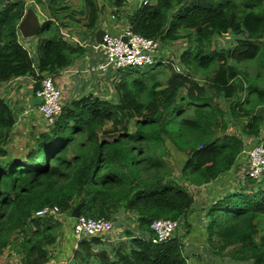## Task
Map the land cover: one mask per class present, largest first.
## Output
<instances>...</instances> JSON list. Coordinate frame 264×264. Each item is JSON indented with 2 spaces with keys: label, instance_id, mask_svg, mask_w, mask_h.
Masks as SVG:
<instances>
[{
  "label": "trees",
  "instance_id": "obj_1",
  "mask_svg": "<svg viewBox=\"0 0 264 264\" xmlns=\"http://www.w3.org/2000/svg\"><path fill=\"white\" fill-rule=\"evenodd\" d=\"M34 1L51 17L39 18L43 22L37 33L42 37L33 52L19 40L18 23L35 5L0 0V85L30 75L34 90L43 73L58 74L82 52L63 39L55 18L59 9L69 8L68 0ZM107 1L119 10L127 0ZM81 3L78 13L95 32L102 6L97 0ZM69 12L71 18L77 13ZM123 17L135 32L158 38L160 44L186 39L177 59L180 65L156 57L145 67L163 65L162 70H118L116 100L88 93L65 101L54 123L31 131L25 151L19 153L7 147L16 114L0 98L4 264L13 256L20 264H189L184 240L189 216L199 206L179 181L195 187L220 181L232 173L243 151L260 140L247 146L241 134L228 131L219 103L220 98L229 100L227 112L243 136L259 135L264 122V0H147ZM229 34L233 44L224 50L215 44V38ZM227 57L245 65L255 60L258 69L253 74L245 67L241 71ZM197 72L204 73L202 79L194 76ZM166 141L185 154L177 178L163 158ZM238 171L234 181L241 175ZM81 201L80 214L109 219L112 229L102 237L78 240L55 262L53 244L60 228L66 227L64 235L70 237L75 221L71 212ZM53 206L56 212L35 215ZM203 209L197 215L217 254L228 249L234 261L264 264V175L252 179L244 174L237 187L222 190ZM122 213H131L137 222L133 230H125L126 241L112 244L107 239ZM61 214L69 219L63 228L57 221ZM158 218L177 220V234L153 240L150 225Z\"/></svg>",
  "mask_w": 264,
  "mask_h": 264
},
{
  "label": "crops",
  "instance_id": "obj_2",
  "mask_svg": "<svg viewBox=\"0 0 264 264\" xmlns=\"http://www.w3.org/2000/svg\"><path fill=\"white\" fill-rule=\"evenodd\" d=\"M101 1L103 5L97 22V29L95 32L88 30L85 25L81 29L77 28V26L73 22L69 23V25L67 26L60 27L61 33L66 32L68 34V37H65L64 39L66 40L71 38L75 41L78 40L79 43H74L73 41L67 42L71 45H79L82 49V52L74 58L70 65L61 69L58 74L53 76L55 84L61 90V98L63 103L71 98H77L88 93H93L101 96V94H103L104 91L106 92L107 90L106 80L115 77V74L112 72H108L107 74H101L98 72L96 66L102 56V52L96 49L93 44L97 42L96 35L99 30L110 29L116 33H120V20L124 19L123 13L131 11L134 7H136L137 0H127L124 6L119 10L114 8L107 0ZM98 4L100 5V2H98ZM36 11L37 9L34 10V13L38 16ZM112 16H114V18H112ZM22 40L25 44L28 45L27 48H33L34 45H32V43L37 42V39L31 38H23ZM102 81H104V84H101ZM32 84L33 83L31 76L23 75L12 78L0 85V98L4 99L11 106L17 118L13 126L11 142L7 145L9 152H24V145L26 142L29 141L30 137V135L29 137H26L25 134L28 131L30 134L31 131L37 132L45 128V126L40 127L38 130H32V128H29L28 130L25 128V125L28 123L26 120L32 116L36 117L38 116V114L40 115L41 119L45 122L44 118L38 111V104H31L33 98H37L34 95ZM103 95H105V93ZM31 106L33 107L31 108ZM20 121H22V125L19 123ZM250 139H244L245 145H247L246 141ZM244 157L247 160L246 149L243 151L241 156H239L234 170H240L242 166L246 165V160L244 161ZM234 170L231 174H229V176L221 177L220 181H222L223 179H231L232 175L234 174ZM236 173L238 174V172ZM125 214L131 215L128 213H122L121 217H126ZM132 227H134V225ZM69 236L70 237H67V241L62 243L61 247L56 246L54 250V253H56V259L54 260L55 262H57L56 260H58L59 256L61 258H64L66 256V253L69 254L70 249H72V247H75L77 239L73 234L72 227ZM110 237L111 238H108L107 240L112 244H117L119 240L126 241L125 234L123 236H120V232L115 231L114 234ZM204 239L207 243L206 236L204 237ZM194 240L196 241V239ZM184 242L187 241L184 240ZM200 243H202V241ZM55 244L58 245L57 242H55L53 245L55 246ZM187 248H189L190 250L192 249L191 246H188ZM190 252L192 253V250ZM199 258L200 254L192 255V257H188V263L202 264V261H200ZM48 264L53 263L49 262Z\"/></svg>",
  "mask_w": 264,
  "mask_h": 264
},
{
  "label": "rangeland",
  "instance_id": "obj_3",
  "mask_svg": "<svg viewBox=\"0 0 264 264\" xmlns=\"http://www.w3.org/2000/svg\"><path fill=\"white\" fill-rule=\"evenodd\" d=\"M100 2V1H99ZM28 5H35L37 11L36 13L38 14L39 18H49L51 17L50 14L47 12V10L45 8H42L41 5L37 4L34 0H27ZM62 3V2H60ZM69 8L66 11H62V9H59L58 12L55 14V18L56 20H58V22L61 24V26H67L69 25V23L73 22L75 23V25L77 26V28H82L84 26V20L81 17V14H79V10L80 7L82 5L81 0H68L67 1ZM75 9V13L74 17L71 18L70 16L73 15V13H70L69 11ZM37 16V15H36ZM54 20V19H52ZM40 24H42L43 19H40ZM42 37V33H36L34 36L31 37H23L20 36L19 40L23 43V45L25 47H28L27 44L24 43V41L22 40L27 39V38H31V39H38ZM35 41V40H34ZM233 36L232 35H224L218 38H215V44L218 47H223V50L227 47L230 46L231 44H233ZM187 41L184 38H179L176 40H171L168 41L166 43H162L160 44V47L158 49V53L156 55L157 58L161 57L163 60L167 59H172L173 61H175L177 64L180 65V63L177 61L178 56L181 52V50L184 49V47L186 46ZM32 45H34L33 48H28L31 49L33 52L35 51V46L36 43L33 42ZM222 50V51H223ZM34 56V54H33ZM155 57V58H156ZM227 61L230 64H235L238 68H240L241 71H243L244 69H247L249 74H253L257 69H258V62L253 60L254 62H248L249 65H245V63H234V60L230 59V58H226ZM130 69H134L135 67H129ZM152 68L155 71L158 70H162L163 69V65H152V66H148L145 67V69L142 70H148ZM262 72H264V70H261ZM204 73L201 72H197L196 74H194V76L196 78L202 79ZM161 77H163L164 75L161 74ZM117 81V78L112 77L110 79H107L106 82V92L105 93V97L110 98L111 100H116L117 98V93L115 92V87H114V83ZM255 81V80H253ZM101 84H104V81L101 82ZM260 86H264V82L260 83ZM103 93V94H104ZM103 94H101V96H104ZM245 95V93H244ZM243 95V96H244ZM220 106L221 109L226 113V119H227V123H228V131L231 132H235L238 135L241 134L242 137L245 138H251L250 140L246 141L247 146L250 144H253V142L258 139H260L259 141H263L264 142V122H263V128L260 131L259 135L257 137H247V136H243L242 133L239 131V129L237 128V126H240L239 124L237 125L236 122H234L235 119H233V117L230 116L229 112H227V105L229 104V100H225V99H221L220 98ZM28 123L25 125V128L29 130V128H32V130H38L40 127L46 126L45 122L41 119L40 115L38 114V116L34 117H30L26 120ZM20 124L22 123V121L19 122ZM22 125V124H21ZM29 131L25 134L26 137H29ZM257 141V142H259ZM168 152V154L164 155L163 158L168 162V167H170L173 176L175 178H177L179 171H180V166L185 158V154L178 152L168 141H166V153ZM245 157H244V161H245ZM243 161V162H244ZM244 170H245V166H242L240 168V170L238 172H240L241 175H238L236 177V180H233V177L231 179H226V180H222V181H212L210 184H206L204 186H199V187H195V186H190L188 185V183H184V181H179L183 186H185L187 188V190H189L191 193L194 194L196 202H197V206L201 207L200 210L199 207H197V209L195 210V212L193 211L192 214L189 216L190 220H191V227H192V231H190L191 227L188 228L187 230V235L185 236V240L187 242L185 243V252L188 255V257H192V255L194 254H200V261H202V264H249L248 261L244 262V261H234L232 259H230V257L227 254L228 249H226L225 251H222L220 254H217V252L215 251V248H212L208 243L205 242V235H204V228L201 225V220H199V215L197 214H204V205L211 200L212 198H214L215 196H217V194L219 195L220 192L222 190L227 191L230 189H233L234 187H237L238 183L242 182V176L244 175ZM220 185V186H219ZM131 214V213H129ZM129 219L125 218V217H121V222H118L117 224H115V227H117L116 232H120V236H123L125 233V230H133L132 227L133 225H136V219L135 216L128 215ZM66 217H64L63 214L59 215L57 218V221L60 222L61 227L63 228L66 224H67V220L69 219H65ZM56 221V222H57ZM119 228V229H118ZM178 228V227H177ZM186 227H184V225H181V229L185 230ZM65 228H63V232L60 228L61 233L59 232V236L57 237V243L58 245L55 244V246L52 247V250H55L56 246L57 247H61L62 243H64L65 241H67V237L64 235L65 232ZM116 229V228H114ZM175 234H177V231L174 232ZM114 233H112L113 235ZM190 238H191V242H190ZM189 239V241H188ZM196 239V241L194 240ZM202 241V243H200ZM188 246L192 247V253L190 252L191 250L189 248H187ZM53 252L51 253V256L53 257ZM4 260L1 258L0 260V264H4L3 263ZM5 264H18V259L16 256L11 257L10 259H8V261Z\"/></svg>",
  "mask_w": 264,
  "mask_h": 264
},
{
  "label": "built area",
  "instance_id": "obj_4",
  "mask_svg": "<svg viewBox=\"0 0 264 264\" xmlns=\"http://www.w3.org/2000/svg\"><path fill=\"white\" fill-rule=\"evenodd\" d=\"M100 5L103 3L101 0ZM147 0H137V6L144 4ZM114 18V16H112ZM121 31L116 33L110 29H104L100 42H95L93 46L102 52V56L97 63V70L101 74L116 72L126 67H142L154 62L160 47V40L154 37H146L135 32L129 23L120 20ZM63 38L68 37L66 32L62 33ZM79 43L78 40L66 39ZM177 70L182 68L176 66ZM33 85V84H32ZM34 95L40 99L37 105L38 111L44 118L46 124L54 123L62 110L63 102L61 90L55 84L54 77L50 73H43L39 86L33 90ZM246 165L244 174L252 179H259L264 175V142L259 141L251 147L246 148ZM58 209L56 206L43 207L35 215L42 216L54 213ZM178 221L170 218H158L152 221L151 228L154 231L153 240L164 241L172 237L178 227ZM112 221L102 217L93 218L79 214L75 218L72 231L78 240L91 235L104 236L112 229ZM18 264L20 262L18 261Z\"/></svg>",
  "mask_w": 264,
  "mask_h": 264
},
{
  "label": "water",
  "instance_id": "obj_5",
  "mask_svg": "<svg viewBox=\"0 0 264 264\" xmlns=\"http://www.w3.org/2000/svg\"><path fill=\"white\" fill-rule=\"evenodd\" d=\"M38 18L34 13L33 9L28 8L25 12V15L18 23V30L23 37H31L34 36L38 31ZM103 34V30H99L96 35V41H101V36ZM40 102L39 98H33L31 104H38ZM33 106H31L32 108ZM83 205V201L79 202L74 208L72 209L71 216L72 218L78 217L80 214L81 206Z\"/></svg>",
  "mask_w": 264,
  "mask_h": 264
},
{
  "label": "clouds",
  "instance_id": "obj_6",
  "mask_svg": "<svg viewBox=\"0 0 264 264\" xmlns=\"http://www.w3.org/2000/svg\"><path fill=\"white\" fill-rule=\"evenodd\" d=\"M37 18H38V16H37ZM40 23V21H39V18H38V24ZM62 34V33H61ZM63 37V36H62ZM64 39V38H63ZM65 40V39H64ZM66 41H70V40H66ZM79 46V45H78ZM142 67H145V66H142ZM126 68H129V67H126ZM118 71V70H117ZM117 71L116 72H112V73H114L115 74V78H117ZM34 92V91H33ZM38 98V97H37ZM40 103V102H39ZM38 103V104H39ZM64 104V103H63ZM46 125H48V124H46Z\"/></svg>",
  "mask_w": 264,
  "mask_h": 264
}]
</instances>
